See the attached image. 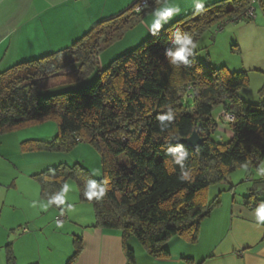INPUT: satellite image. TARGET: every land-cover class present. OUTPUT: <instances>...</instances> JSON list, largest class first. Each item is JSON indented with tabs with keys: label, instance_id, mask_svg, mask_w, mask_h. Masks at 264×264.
<instances>
[{
	"label": "trees",
	"instance_id": "16d2710c",
	"mask_svg": "<svg viewBox=\"0 0 264 264\" xmlns=\"http://www.w3.org/2000/svg\"><path fill=\"white\" fill-rule=\"evenodd\" d=\"M141 1L96 23L68 48L0 73V135L49 121L57 126L49 141L21 142V152H68L87 143L99 153L100 180L78 164H61L32 178L53 205L60 203L65 183L74 181L79 200L91 204L93 227L121 233L129 264H135L126 246L130 238L156 259L170 256L164 246L173 238L196 242L200 222L220 204L219 195L209 198V189L239 168L258 171L264 159V103L249 104L236 94L247 86V74L213 69L195 57L204 34L235 19L252 20L243 15L255 4L264 14V0L203 6L101 69L99 56L163 2L149 0L136 12ZM93 74L92 84L83 90L39 94L50 85ZM215 107L234 116L226 123L232 134L227 142L211 138L217 128ZM193 133L202 141L199 147L179 143ZM244 201L253 207L264 202L262 178L254 181ZM78 242L75 238V252L66 264L76 260ZM4 249L6 264H15L11 244Z\"/></svg>",
	"mask_w": 264,
	"mask_h": 264
},
{
	"label": "crops",
	"instance_id": "0c3cea01",
	"mask_svg": "<svg viewBox=\"0 0 264 264\" xmlns=\"http://www.w3.org/2000/svg\"><path fill=\"white\" fill-rule=\"evenodd\" d=\"M137 1L0 0V73L21 62L68 48L93 25L119 15ZM216 1L221 0H163L99 56V67L103 69L114 57L138 46L178 18ZM260 65L255 68L257 71L264 69V61ZM44 124L0 135V227L5 233L4 239L0 237V246L11 244L15 264H40L25 256L19 259L17 255L18 245H26L19 242L38 236L48 251L63 254H55L46 263L66 264L68 251H62L50 238H72L73 251L74 239L78 238L80 252L73 264H129L121 233L94 228L91 204L81 202L77 191H71L70 200L61 196L58 205L42 198L39 184L32 177L64 164V155L23 153L19 145L26 140H51L55 134L44 133V128L49 127ZM221 193L225 195L220 196ZM217 195L220 204L200 222L197 241L190 243L181 238L167 241L164 246L170 254L167 259L150 257L137 241L128 239L126 246L133 251L135 264H264V221L256 214L264 202H257L255 207L245 204L244 196L237 197L233 186ZM61 213L65 219L57 224L55 218ZM14 216L17 217L13 219ZM52 223L56 226L54 232L48 231ZM16 229L29 234L10 242L8 234L13 235ZM24 248L29 255L30 248Z\"/></svg>",
	"mask_w": 264,
	"mask_h": 264
},
{
	"label": "rangeland",
	"instance_id": "374dc122",
	"mask_svg": "<svg viewBox=\"0 0 264 264\" xmlns=\"http://www.w3.org/2000/svg\"><path fill=\"white\" fill-rule=\"evenodd\" d=\"M253 8L255 10L254 19L242 20L241 22H228L222 24L218 30L212 29L204 34L195 46V57L200 62L208 61L210 67L213 69L225 67L233 72H245L248 77V84L246 87L237 91L236 94L249 104L261 105L263 104L262 100H264V69L257 71L255 68L262 66L260 63L264 61V14L257 8L256 4ZM115 49L116 48H113L111 51L113 52ZM107 53L109 54V52ZM95 76L96 75L93 74L80 81L50 85V87L40 90L39 94L41 96H51L68 91H80L89 87ZM220 111V107H215L212 111V118L215 120L217 128L211 135V138L216 142H227L231 139L232 134L229 126L223 120H220ZM46 124H48L50 128L45 126L44 133L48 134L47 131H49L50 136L53 134L56 135V124L51 121L45 122L44 125ZM32 131L37 130L35 129ZM55 135H53V137ZM60 153H62L61 155H64V165L70 167L78 164L80 167L88 170L94 180L101 179L102 166L100 156L96 149L90 144L79 143L70 151ZM260 178L264 181V159L260 163L258 171L253 168L250 170H247V168H239L231 173L224 183L212 186L209 189V198H214L222 190H228L231 186L236 189L237 197L246 196L247 191L253 187L254 181ZM73 190L78 192L75 182L72 180L67 181L62 192V199L70 200L72 195L71 191ZM224 195L225 194H222L220 196ZM46 216H44L45 219H47ZM16 217L17 216H14L13 219ZM18 219H20V216H18ZM54 230H56V226L52 223V226L49 227L48 231L54 232ZM50 232L46 235H49ZM12 234L13 235L8 234L11 236L10 242L13 241L14 238L20 239L27 236L29 233L22 234L19 229H16ZM4 235V230L0 227V237L4 239ZM55 237L56 236H54V238ZM65 239L67 238L62 237L57 240L53 239V237L50 238L52 242L57 243L62 251H64V249L68 251L66 259L69 260L73 255V252H75V248L74 251L71 250L72 238ZM130 239L136 241L134 238ZM42 242L43 239L38 236H35V238H32L29 241L22 240L19 242L26 244L24 246L30 248V250H28L29 255H27V247L24 248V246H20L18 243L19 254L17 253V255L19 259H22V257L25 256V259L28 258L37 262L39 261L40 264H47L46 262L53 259L55 254H58V256L63 255L56 250L49 249L48 251L46 245L42 244ZM4 247V245L0 246V264H6ZM22 250H24V253ZM66 259L64 260L66 261Z\"/></svg>",
	"mask_w": 264,
	"mask_h": 264
},
{
	"label": "built area",
	"instance_id": "2783aa9c",
	"mask_svg": "<svg viewBox=\"0 0 264 264\" xmlns=\"http://www.w3.org/2000/svg\"><path fill=\"white\" fill-rule=\"evenodd\" d=\"M149 3V0H142L137 7L135 8L136 12H140L142 10H144L147 5ZM256 3V0L252 1V4L254 5ZM243 17L248 18V19H254L255 18V13H254V9L253 8H249L245 14L243 15ZM238 19L233 20L232 22H236ZM227 23V22H226ZM225 23V24H226ZM221 119L225 122V123H232L234 121V116L232 114L229 113H225V112H221L220 114ZM65 219V215L64 213H61L59 216H57L55 218V221L57 224H60L64 221ZM25 231V230H24Z\"/></svg>",
	"mask_w": 264,
	"mask_h": 264
},
{
	"label": "water",
	"instance_id": "95a60500",
	"mask_svg": "<svg viewBox=\"0 0 264 264\" xmlns=\"http://www.w3.org/2000/svg\"><path fill=\"white\" fill-rule=\"evenodd\" d=\"M179 143L187 147L196 149L197 147L201 145L202 141L196 133H193L189 138L179 140Z\"/></svg>",
	"mask_w": 264,
	"mask_h": 264
},
{
	"label": "clouds",
	"instance_id": "9594fccd",
	"mask_svg": "<svg viewBox=\"0 0 264 264\" xmlns=\"http://www.w3.org/2000/svg\"><path fill=\"white\" fill-rule=\"evenodd\" d=\"M179 55V53L177 54ZM257 216L261 221H264V205H261L258 209H257Z\"/></svg>",
	"mask_w": 264,
	"mask_h": 264
}]
</instances>
